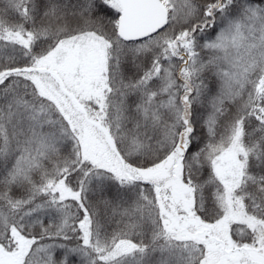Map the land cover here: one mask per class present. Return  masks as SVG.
Wrapping results in <instances>:
<instances>
[{
	"label": "snow or ice",
	"instance_id": "1",
	"mask_svg": "<svg viewBox=\"0 0 264 264\" xmlns=\"http://www.w3.org/2000/svg\"><path fill=\"white\" fill-rule=\"evenodd\" d=\"M0 264H264V0H0Z\"/></svg>",
	"mask_w": 264,
	"mask_h": 264
}]
</instances>
